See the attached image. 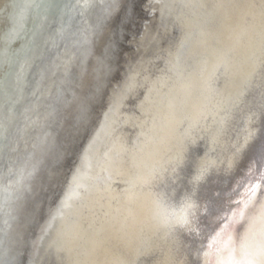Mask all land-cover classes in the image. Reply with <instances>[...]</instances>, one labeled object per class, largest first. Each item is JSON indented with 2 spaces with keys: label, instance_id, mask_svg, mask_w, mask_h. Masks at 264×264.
Returning a JSON list of instances; mask_svg holds the SVG:
<instances>
[{
  "label": "bare ground",
  "instance_id": "1",
  "mask_svg": "<svg viewBox=\"0 0 264 264\" xmlns=\"http://www.w3.org/2000/svg\"><path fill=\"white\" fill-rule=\"evenodd\" d=\"M52 1L0 0V87L10 90L0 98V140L8 124L28 138L18 121L40 122L35 97L56 75L64 84L70 66L83 103L63 115L61 138L75 152L50 183L38 167L23 192L24 166L14 154L3 162L22 141L0 142V192L19 189L22 211L32 202L36 216L50 213L38 242L51 239L34 264L241 261L259 222L255 236L239 217L216 232L229 209L264 201V0H116L104 27L90 21L98 0H72L69 22L53 26ZM41 43L53 53L46 70Z\"/></svg>",
  "mask_w": 264,
  "mask_h": 264
},
{
  "label": "water",
  "instance_id": "2",
  "mask_svg": "<svg viewBox=\"0 0 264 264\" xmlns=\"http://www.w3.org/2000/svg\"><path fill=\"white\" fill-rule=\"evenodd\" d=\"M115 1L116 0H104V8L101 7L102 3L99 0L95 4H92L95 8L91 4L89 5L90 11L94 12L93 16H97L96 18L94 17L90 19L93 27H100L102 26L101 24H105L104 21L106 20V16L110 13V10L107 8H110V5H112ZM66 3L68 4L67 9L64 7ZM71 3L72 0H54L51 2L49 17L53 18L54 16H57L56 18L54 17L55 20H53V26L58 24H65L66 26L69 22L68 20L71 18ZM80 16V11L78 9L76 15L73 16V20H75L76 17L77 19L80 18ZM48 23L49 22H47V24ZM53 26L43 31H51V29L54 28ZM102 27H104V25ZM101 30L103 29L101 28ZM171 31L169 33L168 40L173 38L172 36L173 34H176L177 29L173 28ZM44 51L47 54L44 43L43 45L41 43L39 54H44ZM52 55V52L48 53L42 61L45 70L47 68L45 65L48 62L50 63ZM14 67H16V64ZM72 67L73 66H70L68 69V76L64 84H61L62 82L56 75L53 79V82L55 81L53 86H51L50 89L45 90L43 94H38L37 97H35L37 98L35 102H38L39 104L38 113L42 114L40 122H34L30 125L28 121L24 123L25 118L18 121L19 124L21 123L26 126V130L23 131L26 133L28 138H22L21 140L20 138L23 133L19 132L18 136H16V127L13 125L10 126V124L7 125V128L9 129L8 132H5L4 136L1 137V144L6 140L10 141L13 138H17V140L22 141L20 143L17 142L14 146L15 149L12 151L7 152V150H5L3 162L5 165L8 164L9 161L7 160V157L14 154L16 158L14 157V159H12V163L16 166V168L20 165L24 166L23 171L20 170L22 167L19 169L17 168V171L21 173V187H23V192L28 186L29 179L33 177L35 171L38 170V167H42L41 173L43 172V174H41V178L39 177L38 180L47 179V182L50 183L55 177L57 178V176H59L61 172L60 167L65 163L69 156L75 152L72 151V147L70 152L67 153L68 143H66V139L63 140L61 138V131L66 124L63 115L66 111L69 112L71 110V106L73 104L74 106H76L78 102V105L83 104L82 100L79 99L78 101L76 97V94L78 93L77 89L79 88L72 85L74 82L76 83L79 76L77 69H73ZM35 68L36 67L29 68L25 79L24 92L21 97L24 99L27 97L26 101H28L29 96H31V91L35 85V80L33 78ZM1 72L2 68H0V74ZM9 91L10 90L6 89V91L3 92L0 87V98L9 94ZM51 93H53V98L55 96L56 99L55 104L57 107L55 108L50 106L53 102ZM86 102L89 105L87 97ZM22 106L23 104H16L15 110H19ZM94 106L95 103L91 105L90 110H92ZM46 111L48 113H46ZM87 112L89 113L86 108L85 111L80 114L83 121L86 119L87 114L85 115V113ZM90 115H92L91 111ZM15 139L13 141H15ZM13 141L12 145L14 144ZM25 161H27L26 164ZM23 192L20 193L19 189L11 193L3 190L0 192V264H34L40 258L39 256L45 251L47 244L51 239V235L47 238L44 233L40 242H38L39 230L42 227L41 225L45 222V218L49 217L50 214L49 211L46 210L47 206H45L42 211L40 209V211H38V213H40L39 216H36V209L34 208L32 211L30 208L32 202L28 205L23 202L24 204H22L21 207H24V210L22 211L19 208V205L21 200L24 201L25 199L26 194ZM51 253L54 256L53 251Z\"/></svg>",
  "mask_w": 264,
  "mask_h": 264
},
{
  "label": "snow or ice",
  "instance_id": "3",
  "mask_svg": "<svg viewBox=\"0 0 264 264\" xmlns=\"http://www.w3.org/2000/svg\"><path fill=\"white\" fill-rule=\"evenodd\" d=\"M262 183H264V180H262ZM255 191L256 188L253 186V192ZM236 217H239V226L245 228L246 235L255 236L257 234L255 231L257 222L260 224V229L258 233L259 240L255 250H246L244 258L241 261L234 262V264H264V201L253 202L251 206L245 204L238 211L229 209L227 213L219 216L217 224L219 231L216 232V236L226 231L230 227L229 221L234 220ZM212 246L213 244L210 241L208 247L211 248Z\"/></svg>",
  "mask_w": 264,
  "mask_h": 264
}]
</instances>
